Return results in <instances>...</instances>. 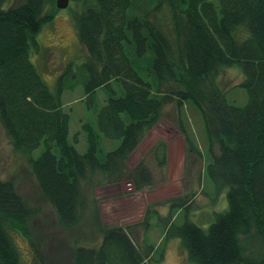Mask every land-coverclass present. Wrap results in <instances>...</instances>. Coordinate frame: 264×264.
Returning a JSON list of instances; mask_svg holds the SVG:
<instances>
[{
  "label": "trees",
  "instance_id": "obj_1",
  "mask_svg": "<svg viewBox=\"0 0 264 264\" xmlns=\"http://www.w3.org/2000/svg\"><path fill=\"white\" fill-rule=\"evenodd\" d=\"M56 3L23 0L11 6L0 0V125L14 152L29 157L32 176L58 222L75 228L88 210L89 193L105 183L129 181L137 192L155 185L143 159L131 171L126 162L168 106L174 107L189 153L201 156L183 116L188 101L199 107L205 122L212 155L207 176L217 194L227 191L229 203L208 228L190 219L194 197L151 203L135 226L149 232L158 217L164 223L158 245L136 241L130 226L110 227L97 211L95 229L87 237L92 244L76 245L73 264H161L173 239L183 244L184 263L264 264V0H72L68 8L73 7L86 58L80 65L68 61L53 80V90L32 59L41 51L38 35L61 11ZM150 3L155 14L170 18L171 33L150 20L149 12L142 13V5ZM235 66L244 75L238 86L249 94L244 107L231 104L218 84L225 68ZM140 71L149 72L152 82ZM116 82L124 93L101 108L98 131L83 125L87 151L80 153L70 139L64 93L81 84L91 102L99 89H112ZM98 132L120 141L104 160ZM42 144L45 150L34 158ZM151 153L165 171L167 143L157 142ZM162 206L168 210L164 218L158 210ZM39 213L13 180L0 179V264H22L12 232L35 244L28 223ZM181 214L185 221L178 224Z\"/></svg>",
  "mask_w": 264,
  "mask_h": 264
},
{
  "label": "rangeland",
  "instance_id": "obj_2",
  "mask_svg": "<svg viewBox=\"0 0 264 264\" xmlns=\"http://www.w3.org/2000/svg\"><path fill=\"white\" fill-rule=\"evenodd\" d=\"M21 2L23 0H6L7 5L12 4L11 6ZM74 4L78 5L76 2ZM152 4H143L142 13L149 12L150 20L156 22L157 26H163L168 34L171 33L173 30L170 18L163 13L155 14ZM5 8L9 7L5 5ZM72 9L73 7H69L61 10L55 19L44 27L42 33L38 35L41 51L32 59L36 66L38 65L45 73L46 77L43 75V79L53 90L55 89V86H52L53 80L55 81L56 76L61 74L68 61L80 65L86 58V52L84 49L82 50L83 47L77 39ZM41 70L39 72L42 75ZM225 71L222 79L218 80V84L223 90H226L227 100L239 107L246 106L249 102L248 91L238 86L244 80L241 69L235 66L225 68ZM140 73L147 82H152L154 77L149 72L140 71ZM123 93L122 86L118 82L112 85V89H99L91 102L86 99L81 84H78L74 90L64 93V109L71 116L70 139L80 153L87 151V136L83 125L90 123L98 131L99 111L110 97H119ZM183 116L202 151V155L197 156L189 153L185 137L180 133L178 124H176L177 117L174 107L168 106L165 117L146 134L143 142L126 162L127 169L131 171L143 159L154 173L155 185L137 192V190L134 191L133 184L129 181L105 183L103 187L97 188L95 193H89L88 210L75 228H66L58 222L54 208L43 199L38 183L32 176L28 163L29 157L14 152L0 125V179L3 181L13 180L18 192L31 206L40 210V213L28 223L31 241L35 244H31V246L27 238L25 239L17 232H12L14 242L22 256V264H73V251L76 245L92 244L88 242L87 237L95 229L96 219L94 218L97 211H100V217L110 227L130 226L136 241L141 243L149 240L158 245L161 243L160 239L162 240L164 237V223H160L158 217L153 219L155 225L148 232L149 239L146 238L147 232L144 228L141 225L135 226V224L143 221L146 209L151 203L187 195L190 198L194 197V201H197L195 211L193 210L190 214V219L203 228H208L214 222L216 213L228 209L227 191L217 194L213 182L206 173L208 165L212 162V155L209 150L202 112L196 104L188 101L184 105ZM98 133L100 135L99 157L104 160L108 152L120 145V141L109 140L100 132ZM76 137L77 142H75ZM159 141L168 145V161L165 171L157 166L151 153V149ZM183 147L185 148L184 154L182 153ZM44 150L45 145L42 144L34 152L33 157H38ZM202 191L206 197H201L203 196ZM211 199L215 204L212 201L211 204H207ZM93 200L95 201V212L91 210L93 209L91 204ZM158 210L162 215L168 214L165 206L159 207ZM184 221L185 215L181 214L177 223L182 224ZM77 241L79 244L76 243ZM259 247V245L256 249L252 247L254 249L248 254L255 255ZM185 255L186 251L181 240L173 239L168 244L165 261L161 264H191L184 263L186 260L184 258L187 257Z\"/></svg>",
  "mask_w": 264,
  "mask_h": 264
},
{
  "label": "water",
  "instance_id": "obj_3",
  "mask_svg": "<svg viewBox=\"0 0 264 264\" xmlns=\"http://www.w3.org/2000/svg\"><path fill=\"white\" fill-rule=\"evenodd\" d=\"M69 0H57L56 6L60 10L67 9L69 6Z\"/></svg>",
  "mask_w": 264,
  "mask_h": 264
},
{
  "label": "crops",
  "instance_id": "obj_4",
  "mask_svg": "<svg viewBox=\"0 0 264 264\" xmlns=\"http://www.w3.org/2000/svg\"><path fill=\"white\" fill-rule=\"evenodd\" d=\"M184 149H185V148L183 147V152H182L183 154H184ZM162 216L165 217L166 215H162ZM146 238L149 239V238H148V232L146 233ZM160 240H161V239H160Z\"/></svg>",
  "mask_w": 264,
  "mask_h": 264
}]
</instances>
